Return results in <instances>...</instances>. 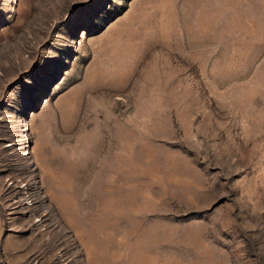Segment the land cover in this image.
<instances>
[{"label":"rangeland","instance_id":"1","mask_svg":"<svg viewBox=\"0 0 264 264\" xmlns=\"http://www.w3.org/2000/svg\"><path fill=\"white\" fill-rule=\"evenodd\" d=\"M0 264H264V0H0Z\"/></svg>","mask_w":264,"mask_h":264}]
</instances>
